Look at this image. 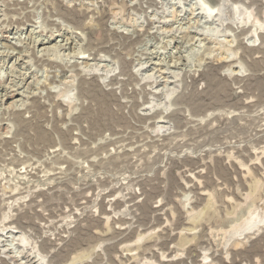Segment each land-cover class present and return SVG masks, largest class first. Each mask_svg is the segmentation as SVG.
Returning a JSON list of instances; mask_svg holds the SVG:
<instances>
[{
    "label": "rangeland",
    "instance_id": "obj_1",
    "mask_svg": "<svg viewBox=\"0 0 264 264\" xmlns=\"http://www.w3.org/2000/svg\"><path fill=\"white\" fill-rule=\"evenodd\" d=\"M0 17V264H264V226L234 233L264 213V0H0ZM48 36L108 79L43 55Z\"/></svg>",
    "mask_w": 264,
    "mask_h": 264
},
{
    "label": "bare ground",
    "instance_id": "obj_2",
    "mask_svg": "<svg viewBox=\"0 0 264 264\" xmlns=\"http://www.w3.org/2000/svg\"><path fill=\"white\" fill-rule=\"evenodd\" d=\"M240 6V5H239ZM203 8V7H202ZM207 8H204L203 10H204V12L206 13V15L207 16H213L214 14L215 15H217L220 19H222L223 18V16H224V11H223V7H222V5H214V7H211V8H209V9H207ZM245 12V11H244ZM248 12V11H247ZM248 15V14H247ZM1 18V17H0ZM157 21V20H156ZM259 23H260V21H258ZM259 23H256V24H259ZM264 24V23H263ZM262 25V24H261ZM258 26V25H257ZM65 28V27H64ZM218 29H215V30H213V35H215V33H216V31H217ZM219 31V30H218ZM257 31V30H256ZM74 34H76V33H74ZM78 34V33H77ZM254 34V33H253ZM258 35H259V33H258ZM58 36H61V33L58 35ZM58 36L56 37V38H53V37H44V38H41V40H39V41H37V46H38V48L40 49L39 50V52H41V53H43V55H45V54H50V53H52V55H54L55 57H57V58H59V59H61V62L63 61V62H65V61H67V60H69L70 62H72V60L73 59H77V61L79 62V61H81V62H79V63H81V64H85V66H84V69L83 70H91V71H93V72H95V73H97L98 75H101L102 73H100V70H99V65H98V63L95 65V64H92V63H90V60H92V59H89V56L86 54V53H81V52H75V53H71V52H68L70 49H72L71 47H68L69 46V44L68 43H63V41L62 40H57V38H58ZM259 37H260V35H259ZM258 37V38H259ZM55 40H57V41H55ZM54 42V46H50V44H52ZM57 51L59 52V53H57ZM40 53V54H41ZM27 55V54H26ZM101 57V56H100ZM103 57V56H102ZM101 57V61L100 62H102L103 60H104V58H102ZM156 59V58H155ZM157 59H159L158 57H157ZM161 59V58H160ZM69 62V63H70ZM162 62H163V60H158L157 62H156V60H154V58H152V62H151V64L152 65H154V64H158V65H160V64H162ZM151 67V66H150ZM101 69V68H100ZM74 70V69H73ZM162 71V70H161ZM88 72V71H87ZM175 72V71H174ZM106 73V72H105ZM164 73V72H163ZM110 74V73H109ZM109 74H107V75H105L104 73L102 74L103 76L105 75V77L103 78V79H108V77H109ZM153 74H149V77H151ZM162 76V75H161ZM175 77V76H174ZM168 78V77H167ZM154 79V78H153ZM164 87L163 88H158V90L156 91V93H159V92H161L163 95H164V97H163V99L164 100H167L166 102L165 101H161L160 103H159V105H161V104H164V105H166L167 104V102H170V97H171V94H169V85H168V80L166 81V83H165V85H163ZM20 87V86H19ZM26 87V86H25ZM16 91L14 92V94L13 95H15V96H23V94H24V91H22V89H20V88H17V89H15ZM12 95V94H11ZM12 95V96H13ZM67 95H68V93H67ZM6 96H8V97H11L12 98V96H9L8 94H6ZM7 97V99H9ZM5 98V97H4ZM70 100V99H69ZM14 102L15 103H22V101L21 100H18V99H16V100H14ZM159 102V101H158ZM154 104V103H153ZM159 105H157V106H159ZM164 109H168V108H164ZM148 112V111H147ZM167 112V111H166ZM162 113H164V112H162ZM166 114V113H165ZM164 114V115H165ZM162 118H164V116H163V114H162V116L160 117V120H159V122H163L164 120H162ZM166 129V128H165ZM262 226H264V213H263V215H251L250 217H249V219H247L246 221H244V223L243 224H241L239 227H238V225L236 226L237 228L235 229V231H234V233L235 232H239V231H252V230H254L255 228H261ZM12 228V227H11ZM17 232L15 231V230H13V229H9L5 234H3V239L1 240V242H10V245L13 243V241L14 240H17L18 238H17ZM11 238H15V239H12L11 240ZM20 238L22 239L23 238V235L21 236L20 235ZM19 238V239H20ZM15 242V241H14ZM4 245H6V244H4ZM10 245L8 244V245H6L7 247H5V250H8L9 249V251H10ZM12 247V246H11ZM14 248V247H13ZM29 264H36V260H30L29 261Z\"/></svg>",
    "mask_w": 264,
    "mask_h": 264
}]
</instances>
